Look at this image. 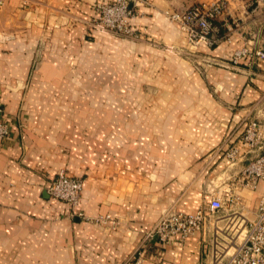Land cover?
Segmentation results:
<instances>
[{"label": "crops", "instance_id": "0c3cea01", "mask_svg": "<svg viewBox=\"0 0 264 264\" xmlns=\"http://www.w3.org/2000/svg\"><path fill=\"white\" fill-rule=\"evenodd\" d=\"M95 1L6 0L0 9V123L10 131L0 139V264H128L137 255L141 264H207L201 231L168 243L148 232L167 206L193 212L212 195L227 199L254 156L242 137L252 120L264 135V60L231 57L264 47V12L253 0H224L217 41L194 44L162 11L213 0H145L131 24L196 57L160 60L152 42L88 30ZM34 59L39 85L103 69L106 87L162 89L168 109L151 94L150 113H16L24 91L15 86ZM232 145L244 158L229 165ZM60 168L82 181L76 206L47 192ZM235 190L250 209L264 183ZM103 215L117 223L95 220Z\"/></svg>", "mask_w": 264, "mask_h": 264}, {"label": "built area", "instance_id": "2783aa9c", "mask_svg": "<svg viewBox=\"0 0 264 264\" xmlns=\"http://www.w3.org/2000/svg\"><path fill=\"white\" fill-rule=\"evenodd\" d=\"M253 1L254 8L261 7L264 12V0ZM2 2L0 0V4ZM143 2L145 0H111L99 5L95 19L101 26L98 29L114 34H133V6ZM225 8L224 0H213L208 3H195L182 10H172L169 16L187 32L190 42L213 44L217 41L219 31L213 19L222 15ZM242 59L248 63L254 59L264 60V47L243 46L235 49L231 63L236 65ZM7 133V124L0 123V139ZM242 138L248 145L246 150L254 152V156L246 160L240 175L236 176L233 188L228 190V198L212 195L193 212L166 209L148 235L156 234L161 243H168L173 237L184 239L196 231H201L209 245L207 264H264V191L256 204L248 209L242 195L235 190L239 185L255 188L258 181L264 183V135L259 128V122L250 121ZM243 155L236 145L225 151L229 165L242 161ZM81 188L80 178L61 169L48 185L47 192L54 198L76 206ZM96 221L108 222L110 226L117 223V219L109 215L99 216ZM128 264H141V258L138 255L133 256Z\"/></svg>", "mask_w": 264, "mask_h": 264}, {"label": "rangeland", "instance_id": "374dc122", "mask_svg": "<svg viewBox=\"0 0 264 264\" xmlns=\"http://www.w3.org/2000/svg\"><path fill=\"white\" fill-rule=\"evenodd\" d=\"M6 0L0 4V9L3 7ZM110 1V0H109ZM107 2L106 0L95 1L93 3V7L95 9V14L92 15L89 20L86 22V27L88 30L99 31L102 33H109L99 30L100 25L95 21L98 15L99 5ZM138 5L133 6V16L137 15L136 7ZM172 10L169 7L163 9L162 16L166 22H172L169 16ZM134 27V33L131 35H123V34H115L119 38H123L124 40H128L129 44H133V42L137 40H144L147 42H152V44L156 45L163 52L158 56L160 60L168 59L172 56H177L178 58H183L185 60L195 61L196 57L192 53H186L185 49L179 50V47L175 43H169L165 41L159 42L158 40L148 35L144 29L137 27V25H132ZM99 28V29H98ZM114 34V33H112ZM150 36V37H149ZM189 49L194 50L196 47L186 42ZM35 57V56H34ZM40 57V55H39ZM38 57V58H39ZM32 63V69L30 70L28 80H21L18 85L15 86L16 89L22 90L23 95L21 97L20 108L16 113H24V111H28V113H110L111 111L114 113H150V108L154 104V98L151 94H155L158 100L161 101V105L164 104L165 107L161 106V112L166 111L167 108V97L163 96L162 89L159 90L158 87L152 86H144L146 92H150L149 96L138 91L136 86H128V87H117V86H109L106 87L103 84L106 78V72L103 69L93 70V71H85V75L81 74V71L75 70L73 71V75H69V81L71 84L69 85H61V86H53V85H39L37 78V61ZM69 74V72H67ZM86 79V80H84ZM86 81V83L84 82ZM6 87H11L5 85ZM141 89V90H142ZM168 89L166 88L165 92ZM107 91V92H106ZM26 94L29 98L26 97ZM152 97V98H151ZM151 98V99H150ZM1 107V106H0ZM2 108V107H1ZM52 119V118H50ZM53 120H58L56 117H53ZM5 122H2L4 124ZM7 124V122H6ZM7 130L9 131V126L7 124ZM6 135V136H7ZM5 136V137H6ZM3 139V138H2ZM65 173L69 174L68 171L64 168ZM259 197H257L258 200ZM255 200V204L257 202ZM254 204V205H255ZM169 208H174L171 206H167L163 211ZM161 212V214L163 213ZM160 214V215H161ZM96 220V219H95Z\"/></svg>", "mask_w": 264, "mask_h": 264}, {"label": "trees", "instance_id": "16d2710c", "mask_svg": "<svg viewBox=\"0 0 264 264\" xmlns=\"http://www.w3.org/2000/svg\"><path fill=\"white\" fill-rule=\"evenodd\" d=\"M216 19H213V23L215 22ZM215 24V23H214Z\"/></svg>", "mask_w": 264, "mask_h": 264}]
</instances>
